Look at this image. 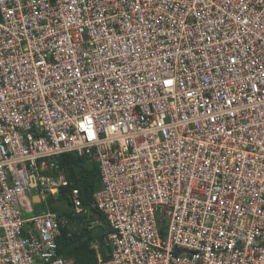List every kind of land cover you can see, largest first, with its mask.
<instances>
[{
    "label": "built area",
    "instance_id": "obj_1",
    "mask_svg": "<svg viewBox=\"0 0 264 264\" xmlns=\"http://www.w3.org/2000/svg\"><path fill=\"white\" fill-rule=\"evenodd\" d=\"M65 152L98 165L94 264H264V0H0V264H70L68 218L24 217Z\"/></svg>",
    "mask_w": 264,
    "mask_h": 264
},
{
    "label": "trees",
    "instance_id": "obj_2",
    "mask_svg": "<svg viewBox=\"0 0 264 264\" xmlns=\"http://www.w3.org/2000/svg\"><path fill=\"white\" fill-rule=\"evenodd\" d=\"M56 162L59 169L63 171L68 180L67 185L60 186L59 192L55 195H48L45 201L35 204L56 211L59 215L68 218V222L61 228V234L57 238L58 254L65 259L72 261V264H94L97 261V253L105 258L106 245L104 238L109 230L105 216L93 205V193L100 188L101 179L98 165L90 161L85 155H78L73 152L62 153L57 157ZM58 171L55 172V177ZM72 188H78L84 212L76 214L73 210L70 193ZM63 203L61 207L59 204ZM100 213L97 220L100 224L89 226L88 223L95 213ZM81 223L77 228L76 225ZM71 227H70V226ZM76 226L74 227L72 226ZM94 245L98 246V250Z\"/></svg>",
    "mask_w": 264,
    "mask_h": 264
},
{
    "label": "rangeland",
    "instance_id": "obj_3",
    "mask_svg": "<svg viewBox=\"0 0 264 264\" xmlns=\"http://www.w3.org/2000/svg\"><path fill=\"white\" fill-rule=\"evenodd\" d=\"M57 157H59V156H57ZM57 157H55L56 159H57ZM35 193H37V192H33L32 193V195L33 194H35ZM38 194V193H37ZM39 195V194H38ZM40 197V196H39ZM35 200H38L37 198H35ZM41 201H43L41 198H40V202ZM31 204V203H30ZM36 204H39V203H36ZM32 206H34V204L32 203ZM59 206H61V207H63L64 206V204L63 203H61V204H59ZM39 208V207H38ZM24 211V210H23ZM36 212V209L34 210L33 209V212H26V211H24V217H27V216H30V215H33L34 213ZM96 224H100L99 222H97V221H93V218L91 219V222H89L88 223V225L89 226H95ZM81 225V223H79L78 225H76L77 226V228L79 227ZM70 226V225H69ZM76 226L74 225V226H72V227H74V229L76 228ZM71 227V226H70ZM94 247H95V249H99L98 248V246L96 245H94ZM70 264H72V261H70Z\"/></svg>",
    "mask_w": 264,
    "mask_h": 264
},
{
    "label": "water",
    "instance_id": "obj_4",
    "mask_svg": "<svg viewBox=\"0 0 264 264\" xmlns=\"http://www.w3.org/2000/svg\"><path fill=\"white\" fill-rule=\"evenodd\" d=\"M35 198H37L38 200H35ZM31 199H32V202L35 203V204L36 203H40V197H39V195L37 193L33 194ZM36 211L38 213H40V212L43 211V208L42 207H39ZM99 218H100V213L97 212L93 216V221H97V220H99Z\"/></svg>",
    "mask_w": 264,
    "mask_h": 264
},
{
    "label": "crops",
    "instance_id": "obj_5",
    "mask_svg": "<svg viewBox=\"0 0 264 264\" xmlns=\"http://www.w3.org/2000/svg\"><path fill=\"white\" fill-rule=\"evenodd\" d=\"M31 198H32V197H31ZM33 204H34V206H32V204L29 206V204H28V203H26L25 205H26V208H28V209H29V207H31V206H32V208H33L34 210H35V209L37 210V209H38V207H36L35 203H33ZM35 213H37V211H36ZM35 213H34V214H35ZM30 216H31V215H30ZM27 217H29V216H27ZM98 253H99V252H98ZM98 253H97V256H98V255H100V254H98Z\"/></svg>",
    "mask_w": 264,
    "mask_h": 264
},
{
    "label": "snow or ice",
    "instance_id": "obj_6",
    "mask_svg": "<svg viewBox=\"0 0 264 264\" xmlns=\"http://www.w3.org/2000/svg\"><path fill=\"white\" fill-rule=\"evenodd\" d=\"M170 83V82H169Z\"/></svg>",
    "mask_w": 264,
    "mask_h": 264
}]
</instances>
